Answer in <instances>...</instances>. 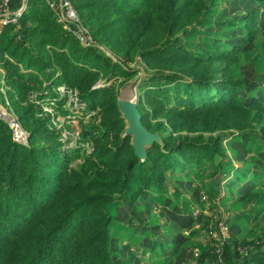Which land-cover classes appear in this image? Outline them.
Instances as JSON below:
<instances>
[{"label":"trees","instance_id":"16d2710c","mask_svg":"<svg viewBox=\"0 0 264 264\" xmlns=\"http://www.w3.org/2000/svg\"><path fill=\"white\" fill-rule=\"evenodd\" d=\"M72 2L96 45L80 43L44 0H26L18 21L0 27V79L6 86L1 99L29 133L27 143L15 141L0 117V264H112L115 203L143 191H164L169 171L198 169L207 179L206 190L222 203L223 198L260 202L257 190L237 198L241 193L228 195L224 188L230 173L239 174L242 179L234 178L228 187L235 190L257 162L252 157L250 165H235L225 143L248 138L245 145L252 151L264 142L253 131L264 125V80L250 86L231 72L243 46L256 36L258 11L236 21L220 13L217 0ZM212 15L217 25L241 24L243 34L233 44L222 39L203 46L201 53L188 49L179 32L196 29ZM227 30L217 32L227 36ZM136 55L153 70L138 83L136 106L143 125L159 133L143 159L124 134L117 85H97L104 77H122L118 84L131 78L137 69L127 64ZM219 60L227 62L219 66ZM177 64L187 77L177 73ZM61 84L65 95L58 90ZM69 89L100 112L99 123L82 127L73 146L61 136L68 124L57 128L51 113L28 97L30 91L38 99L49 96L57 113L65 114ZM180 130L186 133L173 134ZM86 141L90 151L79 143ZM216 222L204 226L213 232ZM229 237L202 251L197 264H211L217 255L227 264H264V221L250 237Z\"/></svg>","mask_w":264,"mask_h":264},{"label":"rangeland","instance_id":"374dc122","mask_svg":"<svg viewBox=\"0 0 264 264\" xmlns=\"http://www.w3.org/2000/svg\"><path fill=\"white\" fill-rule=\"evenodd\" d=\"M12 2L13 0H11ZM217 3L218 9H222L220 13L236 17V21H242V16L246 12L258 11L256 36L243 46L242 52L237 55V62L231 63L233 68L231 72L234 77L245 80L250 86H254L256 83L262 84L261 82L264 80V0H217ZM53 13L55 15L54 11ZM214 17L212 15L206 22L195 24L197 27L194 30L187 32L181 30L179 32L180 38H182L188 49L201 53V47L203 46L208 47L213 45L215 41L222 39L233 44L237 37L243 34L241 24H236L231 29V26L226 23L214 24ZM56 19L58 20L57 17ZM221 29H229L227 30L229 34L227 33V36L221 35L220 32H217ZM93 41L89 45H96L94 37ZM97 44L107 54L115 55L108 44L102 42ZM226 62L227 60H219L216 64L224 66ZM127 66L135 68L137 71L125 82L118 84L122 77H112L110 79L104 77L99 79L97 85L116 84L118 97L131 98L137 102L140 93L138 83L150 75L153 70L150 69L151 67L148 68L146 62L139 55H136L134 60L129 61ZM176 66L178 69L176 70L177 73L183 74L180 71L182 66L178 64ZM188 67V65L185 66V69ZM168 70L169 68L166 69V72ZM213 73L220 77L223 76L221 71H213ZM183 76L187 77L184 74ZM134 81H136L135 85ZM0 83V90L5 94L6 86L3 78L0 79ZM58 90L62 95H65L66 90L62 84L58 86ZM36 93V91H30L29 99L41 103L43 111L51 113V119L57 128L61 127L63 123L68 124L65 128H61L62 138L69 137L68 146L76 144L82 127L90 126L92 123H99L100 121L98 109H89L84 102L81 103L76 91H71L70 89L67 91L64 107L68 111L65 114L57 113L52 106H55L56 102L51 100L49 96L38 99L36 98ZM244 95L243 93V98H246ZM4 109L16 115L8 101H2L0 94V112ZM254 129L256 136L264 139V125H258ZM179 133L184 135L186 131L173 132L174 135ZM239 139L241 138L231 142L230 145L225 143L226 152L231 155V161L236 163L235 165L237 163L250 165L252 157H256L257 162H252L251 170L248 173L249 176L245 180H241L240 185L231 191L228 188L230 182L234 178L242 179V177L239 174L230 173V181L224 185V188L227 187L225 191L228 190V195L241 193L237 198H242V195L246 194L249 188L250 190H257L262 196L259 198L260 203L264 205V142L257 143L256 145L260 148L255 149L254 147V150L250 151V146L245 145V143L249 142L248 138ZM27 140L25 143H27ZM253 141L254 139L250 143ZM79 143L87 151L91 150L89 141ZM250 154L252 156L248 159ZM77 161L75 160L73 164L75 165ZM257 164L261 166L258 169ZM188 172L190 173L187 174ZM187 173L169 171L170 176L166 180V189L164 190L166 192L163 193V201H157L155 197L151 196L150 191H143L135 198L122 199L115 203L116 207L113 211L114 223L110 229V248L114 253L112 264H197L199 254L211 245L217 244L216 233H219L215 231L209 232L204 225L210 223L213 227L214 222L217 221L216 225L218 227V221L222 220L229 226L230 221L229 218L224 216L225 211L238 214L246 213L247 208L251 207L255 202V200L242 201L236 199L234 201L223 198L224 202L219 203L222 198H218L219 195L206 190L207 179L202 173L198 172V169L190 167ZM204 214L209 216L210 220ZM263 221L264 212L260 213L258 218L252 220L251 223H248L250 219L247 218L246 223L248 224L245 223L240 226L239 233L249 237L253 232L260 229ZM154 239H161V241H157L153 249ZM161 242H164V244H161ZM158 259H160L161 263L156 262Z\"/></svg>","mask_w":264,"mask_h":264},{"label":"built area","instance_id":"2783aa9c","mask_svg":"<svg viewBox=\"0 0 264 264\" xmlns=\"http://www.w3.org/2000/svg\"><path fill=\"white\" fill-rule=\"evenodd\" d=\"M48 6L55 12L56 17L62 23L63 27L68 30L75 38L85 45L92 44L93 35L82 20L79 12L74 6L72 0H45ZM11 0H0V27L8 23H16L23 8L11 7ZM0 117H2L9 125L12 138L15 141L25 143L28 132L23 128L17 115L11 113L7 109L1 110ZM219 233H216L217 240L222 242L229 237V226L225 221H218ZM211 264H227V262L217 255Z\"/></svg>","mask_w":264,"mask_h":264},{"label":"water","instance_id":"95a60500","mask_svg":"<svg viewBox=\"0 0 264 264\" xmlns=\"http://www.w3.org/2000/svg\"><path fill=\"white\" fill-rule=\"evenodd\" d=\"M25 3L26 0H22V8L25 7ZM117 103L119 110L121 111V115L126 121L124 134L131 136V143L135 154L143 159L146 155V147L154 141L159 140V133L151 131L143 125L135 100L131 98L118 97Z\"/></svg>","mask_w":264,"mask_h":264},{"label":"crops","instance_id":"0c3cea01","mask_svg":"<svg viewBox=\"0 0 264 264\" xmlns=\"http://www.w3.org/2000/svg\"><path fill=\"white\" fill-rule=\"evenodd\" d=\"M11 4L12 5H17L15 7H22V0H13L12 3L10 2V5ZM12 5H11V7H13ZM25 5H26V3H25ZM15 7H13V8H15ZM234 164H236V163H234ZM237 165H240V164L237 163ZM164 192H166V191H162L160 193L153 191L150 194H151L152 197H155L157 201H163V199H164L163 193ZM211 192H213V191H211ZM252 200H255V199H252ZM242 201H245V200H242ZM219 203H221L220 200H219ZM262 206L264 207V205H262V203H260V202H254L251 207L247 208L246 213H242L243 215L242 214H238L236 212L235 213L234 212L233 213L232 212L231 213H228V211H225L226 213H224V216L227 217V218H229V221H230V219H232L230 221V223H229V233H230L229 235L231 236V234L233 233V234H236V236H238V237H243V235H241L239 233L240 232L239 229H241L240 226H243L246 223V219L247 218L250 219V222H248V223H251L252 220L257 219L258 218V215L260 213L264 212L263 211V208H261ZM204 215H206V214H204ZM248 223H246V224H248ZM215 229H216V230H214L215 232H219L218 227L215 228ZM245 237H248V236H245ZM156 262L157 263H161L160 259H158Z\"/></svg>","mask_w":264,"mask_h":264}]
</instances>
